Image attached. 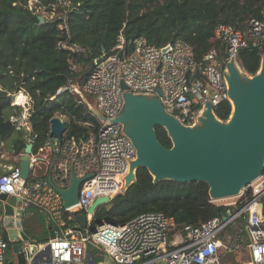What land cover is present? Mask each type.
Masks as SVG:
<instances>
[{
    "label": "built area",
    "instance_id": "2783aa9c",
    "mask_svg": "<svg viewBox=\"0 0 264 264\" xmlns=\"http://www.w3.org/2000/svg\"><path fill=\"white\" fill-rule=\"evenodd\" d=\"M214 36L226 45L223 68L215 50L204 53V66L196 61L191 44L182 38L156 46L138 36L125 47L122 37L118 52L93 59L85 80L70 77L56 89L52 98L64 93L77 95L98 125L87 136L63 137L61 142L55 137L47 139L36 152L31 151L26 179L18 163L0 174V192L17 198L21 216L32 215L35 207L46 215L55 233L37 242V251L24 264H240L237 255L247 253L249 264H264V219H260V214L264 216L263 173L230 196V201L217 203L218 199L211 197L212 202L227 207L199 225L178 228L174 217L162 211L143 212L123 223L102 220L93 225V214L87 212L97 196H113L127 187L126 176L137 157L119 119L125 92L157 97L165 111L182 124L200 125L207 103L214 111L224 98L231 102L226 64L236 61L245 47L264 50V11L260 18L250 17L243 28L219 23ZM72 69L77 72L79 65L73 64ZM121 80L127 88L121 86ZM28 114H12L10 119L18 128L30 131ZM34 136L29 135L28 142ZM71 172L76 177L92 175L81 182L76 203L65 205L57 188L69 185ZM77 213L85 214V226L79 225ZM228 225L234 233L225 234L226 248L220 255L223 242L219 235ZM6 249L7 240L0 230V264H4Z\"/></svg>",
    "mask_w": 264,
    "mask_h": 264
},
{
    "label": "trees",
    "instance_id": "16d2710c",
    "mask_svg": "<svg viewBox=\"0 0 264 264\" xmlns=\"http://www.w3.org/2000/svg\"><path fill=\"white\" fill-rule=\"evenodd\" d=\"M37 3L47 10H56L57 14L40 21L35 8L28 7V0H0V144L6 143L14 154L24 152L29 135H35L32 152L43 146L50 138L49 120L54 115L64 121V138L87 136L97 129V118L78 101L77 95L52 96L70 77L85 80L93 59L118 52L122 37L125 47L138 36L156 46L182 38L191 44L196 61L204 66L207 64L204 53L215 50L223 68L226 45L214 36L216 26L228 23L243 28L250 17L260 18L264 11V0H38ZM263 57L264 50L245 47L238 52L236 62L251 75L259 69ZM73 64L79 65L77 72L72 69ZM19 91L31 98L29 133L10 119L12 114H21V107L11 104ZM231 109V102L224 98L215 106L214 113L226 121ZM155 131L160 143L172 145L165 127L157 125ZM226 207L211 201L205 181H155L147 168L139 167L133 182L96 209L92 224L99 220L123 223L143 212L162 211L173 216L180 228L185 224L199 225ZM33 210V214L41 217L43 232L36 237L28 217L22 222L24 230L33 241L44 242L50 232L49 223L43 212L35 207ZM241 223L243 226L244 222ZM232 228L228 225L224 230L234 233ZM4 237L7 240L4 264H17L12 255L14 242L5 233Z\"/></svg>",
    "mask_w": 264,
    "mask_h": 264
},
{
    "label": "water",
    "instance_id": "95a60500",
    "mask_svg": "<svg viewBox=\"0 0 264 264\" xmlns=\"http://www.w3.org/2000/svg\"><path fill=\"white\" fill-rule=\"evenodd\" d=\"M42 20V17L39 16ZM163 47V50L167 49ZM228 96L231 100L233 115L226 121L216 117L211 104H206L204 117L199 126H187L167 113L157 97L126 92L125 102L119 119L124 123V130L131 138L137 150V157L131 162L126 176V185L134 181L136 170L145 167L155 181L173 179L176 181H205L209 185L210 197L221 199L234 196L240 189L262 174L264 164V57L256 73L249 75L247 83H240L239 64L228 62ZM121 86L127 88L123 80ZM157 92L161 89L158 87ZM232 113V111H231ZM166 128L172 139L170 147L164 146L157 139L155 126ZM65 124L59 115L49 120V136L59 142L63 140ZM32 142H27L18 165L20 174L27 178L30 172L29 162ZM87 173L76 177L71 172L70 183L66 188H57L52 179L49 181L62 195L65 205L76 203L81 182L90 177ZM113 196H97L87 212L94 214L103 203ZM1 226L6 230L7 238L14 242L16 252H22L31 240L23 227V217L14 195L0 192ZM45 218L47 219L46 215ZM260 219L264 216L260 214ZM76 220L85 226V214L77 213ZM100 220L98 223H102ZM50 236L55 233L49 225ZM13 229L14 236L7 232ZM28 257L31 255L26 249ZM22 255L17 257V264H24Z\"/></svg>",
    "mask_w": 264,
    "mask_h": 264
},
{
    "label": "rangeland",
    "instance_id": "374dc122",
    "mask_svg": "<svg viewBox=\"0 0 264 264\" xmlns=\"http://www.w3.org/2000/svg\"><path fill=\"white\" fill-rule=\"evenodd\" d=\"M38 2V0H31V1H29L28 2V6L29 7H33V8H35V12L36 13H38L39 14V16H41L42 17V20H43V18L44 17H46V18H50V17H53V16H55L56 14H57V12H56V10H47L46 8H45V6H43L41 3L39 4V3H37ZM42 20H40V21H42ZM234 64H237V62L236 61H234ZM249 77V74L248 73H246V72H242V74L240 75V83L242 84V85H244V84H246L247 83V81H246V79ZM18 93H23L24 95H25V101H27V103L24 101V103H16L15 101H14V97H15V95H14V97H13V99H12V102H11V104H16V105H19L20 107H21V113L23 112V113H25V114H27V112H29V110H27V108L31 105V99H30V96L28 95V94H26V93H24L23 91H19ZM126 93V92H125ZM90 100H91V102H93V100H94V98L90 95ZM231 111H232V109H231ZM229 117H230V115H229ZM194 126H199V125H193V126H191V127H194ZM27 128V127H26ZM28 129V128H27ZM27 132L29 133L30 131H29V129L27 130ZM29 135V134H28ZM4 153H7V154H9L7 157L6 156H3V158H7L6 160L8 161V163H9V161L10 162H13V161H15V164H17V162L19 161V159H20V156L23 154V152H22V154L21 155H19V154H13V152H11V150H8L7 149V146H6V143H1L0 144V157L4 154ZM6 155V154H5ZM47 158L49 157V153H45L44 154ZM15 164H12V165H15ZM233 199V198H232ZM231 200V198L230 197H226V198H221V199H218L217 200V203H225V202H227V201H230ZM28 218L30 219V222H31V227H32V229H33V231L35 232V234H36V237H38V235H41V233L43 232V225H42V221H41V217L40 216H38V215H35V214H33V215H30V216H28ZM72 218H73V220L75 219V215L74 214H72ZM241 225H242V223H241ZM0 230H1V232L3 233V235H4V233L6 232V230H5V228L3 227V226H1L0 227ZM231 230H233V228L231 229ZM9 231V233H11L12 235H11V237H13L14 236V231H13V229H7V232ZM226 233H233V231L232 232H230V231H226V230H224L219 236L222 238V242H223V245H222V247L219 249V252H220V255H221V253H223L224 251H225V248H226V241H225V234ZM245 242H247V240H246V238H245ZM37 248H38V245H37V241H33L32 239L30 240V241H28L27 243H26V245L24 246V249H23V251L22 252H16V251H12L13 253H12V255H14V258H15V260L17 261V257L19 256V255H22V257H23V259H24V261L25 262H28V260H29V257H28V255H27V252H26V249H29V251H30V254H34L36 251H37ZM240 256L241 255H237V259H240ZM221 258L223 259V257L221 256ZM241 261H251V256H250V254L249 253H247V255L246 256H244V257H241Z\"/></svg>",
    "mask_w": 264,
    "mask_h": 264
},
{
    "label": "crops",
    "instance_id": "0c3cea01",
    "mask_svg": "<svg viewBox=\"0 0 264 264\" xmlns=\"http://www.w3.org/2000/svg\"><path fill=\"white\" fill-rule=\"evenodd\" d=\"M6 154V155H5ZM14 154V153H13ZM9 154H7V153H4L1 157H0V169L4 172V171H6L8 168H9V166H11L12 164H15V161H13V162H10L9 161V163H8V161L6 160L7 158V156H8ZM3 156H6L5 158H3ZM18 163V162H17ZM33 215V214H32ZM43 215H44V218H45V214L43 213ZM46 219V218H45ZM46 221H47V219H46ZM49 223V222H48ZM247 254H244V255H241L240 256V259H239V261H240V264H249V261H241V257H244V256H246Z\"/></svg>",
    "mask_w": 264,
    "mask_h": 264
},
{
    "label": "bare ground",
    "instance_id": "6f19581e",
    "mask_svg": "<svg viewBox=\"0 0 264 264\" xmlns=\"http://www.w3.org/2000/svg\"><path fill=\"white\" fill-rule=\"evenodd\" d=\"M238 75H241V72L239 71V69H238ZM14 101L16 102V103H24V101H25V95L23 94V93H17L16 95H15V97H14ZM233 110H232V113H230V118L232 117V115H233Z\"/></svg>",
    "mask_w": 264,
    "mask_h": 264
}]
</instances>
